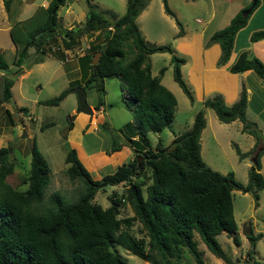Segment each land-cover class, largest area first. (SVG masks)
<instances>
[{
  "label": "trees",
  "instance_id": "1",
  "mask_svg": "<svg viewBox=\"0 0 264 264\" xmlns=\"http://www.w3.org/2000/svg\"><path fill=\"white\" fill-rule=\"evenodd\" d=\"M147 1L125 0L124 12L115 17L108 9H97L87 0L83 21L71 27H59L57 8L65 0H49L45 6L36 5L29 16L10 24L8 34L15 48L12 63L16 68L9 67L0 51V102L10 98L13 80L9 74L20 70L29 48L33 49V62L41 61L44 52L51 48L52 53L61 58V48L78 44L83 34L102 32V39L90 42L89 48L78 57L79 78L69 81L55 96L42 101L55 104L75 86L81 85L84 89L90 86L96 92L92 104L96 110L103 107V78L117 76L126 85L125 105L131 111V119L122 125L120 133L131 146L133 156L118 164L112 172L93 178L75 148L66 146L64 172L71 181L77 180L80 184L77 198L67 202L56 191L50 192L44 200L43 187L48 180L49 165L34 141L30 144L27 171L14 167L10 147L0 145V264H130L111 249L114 243L149 264H179L183 247L192 255L195 264H204L202 251L192 236L193 230L215 256L232 264L216 239L219 232H227L232 241L238 243L231 191H252L256 198L257 190L264 184L259 171L264 145L259 142L260 132L255 121L246 116V88L241 83L237 98L230 104H226L217 92L201 100L204 106L213 109L218 120L238 119L240 129L254 136L247 151L235 148L239 157L247 153L252 157L246 183L235 179L231 170L221 173L203 161L199 136L205 118L201 109L195 111L190 126L174 135L168 144L161 145L158 139L154 146L150 145L145 138L146 132L158 131L170 124L176 99L160 82L159 75L150 72L148 60L151 52L171 51L170 44L148 43L135 22ZM2 2L8 11L10 0ZM161 2L163 10L174 16L167 0ZM258 2L250 0L204 40V46L218 43L220 51L216 64L227 60L235 32L246 23ZM175 21L179 24L178 19ZM180 34L181 27L175 35ZM262 37L264 27L249 35L250 40ZM126 44L132 47L133 54L121 63L126 55ZM97 50L100 54L92 64L91 55ZM246 69L264 77V63L242 50L228 65V70ZM162 72L163 67H160L158 74ZM173 77L192 99V90L180 76L178 64ZM17 108L24 113L27 111L26 106ZM5 112L12 123L7 108ZM45 124L47 122L41 127ZM71 125L70 118L67 128ZM118 148V143L113 142L110 150ZM145 168H149V173L143 176L149 181L143 189V179L136 177L144 174ZM118 183L125 184L124 191H112L106 206L92 200L97 190ZM125 201L133 213L119 216V207ZM135 219L140 222L144 235L137 236L130 230ZM247 237L255 239L252 233Z\"/></svg>",
  "mask_w": 264,
  "mask_h": 264
},
{
  "label": "rangeland",
  "instance_id": "2",
  "mask_svg": "<svg viewBox=\"0 0 264 264\" xmlns=\"http://www.w3.org/2000/svg\"><path fill=\"white\" fill-rule=\"evenodd\" d=\"M88 1L97 9H108L115 17L121 15L125 10V0ZM214 1L168 0L169 8L175 10L174 17L163 10L161 0H148L146 6L135 17L140 33L148 43L170 44L171 51L151 52L148 55V60L150 72L159 75L160 82L173 93L176 99L170 124L158 131H147L145 138L152 146L158 139L161 145L169 143L171 136L186 130L195 111L201 109L207 121V128L200 138V154L203 161L221 173L231 170L235 179L244 184L247 182V168L252 162L251 154L247 153L239 157L235 148L238 147L241 152L247 151L254 142V136L240 129L241 122L238 119L229 122L218 120L212 108L204 106L193 91L192 99H190L173 77L175 68L172 54L176 59L177 57L181 58L177 63L178 70L186 83L188 67L192 61L191 56L183 53L184 51L177 46L175 33L180 27L188 31L204 28L207 39L210 31L219 24L216 21V15L212 20L207 21ZM29 2L10 0L8 11L2 6L0 7V19L6 13L10 18H17L16 16H20V14L18 15L19 10L22 12L27 8H32L38 0ZM233 6L235 5L233 4ZM87 9V0H65L57 8L58 23L62 24L75 19L77 14L83 10L87 14ZM175 18L179 20V24L176 23ZM3 23L0 20V24ZM208 32L210 33L207 35ZM80 38L81 43L83 41L98 42L102 39V32L85 33ZM9 41L7 31L0 30V44L10 43ZM32 51L33 49L29 48L28 55L21 64V71L11 75L13 85L10 98L0 102V145L10 147V156L14 167L27 171L30 160V144L34 141L49 165L48 180L43 187L44 200L50 192L56 191L62 195L65 201L71 202L77 198L80 184L77 180L71 181L64 172L67 165L64 161L66 146L75 148L78 158L93 178H99L105 173L112 172L116 165L130 160L133 156L131 146L120 133L122 125L131 119V111L125 105L126 85L115 75L103 78L105 89L103 107L100 114L94 115V111L90 114L95 118L92 123H89V114L80 112L77 107L75 87L68 90L58 103L42 101L55 96L60 90L67 87V77L63 73L62 64L55 57L46 55L42 61L33 62ZM125 51L126 55L121 63L129 60L133 54L130 45H125ZM4 57L11 65L13 53L5 49ZM160 67H163V72L158 74ZM188 82L190 83V81ZM187 85L192 90L190 84L187 83ZM85 99L88 104L94 103L96 92L93 87L85 88ZM18 106H26L27 111L24 113L18 110ZM5 108L10 112L12 123L9 122ZM75 112H78L76 116ZM246 116L254 119L260 132L259 142L264 145L263 119L258 115L255 116L252 108L248 109ZM70 118L72 125L67 128V121ZM45 122L47 124L41 127V124ZM113 142L118 143V149L110 150ZM259 160V171L264 180V152L260 154ZM148 173L149 168H145L144 174L136 177L139 180L143 179V189L145 183L149 181L143 175ZM124 189L125 184L122 183L107 185L104 189L97 190L92 200L106 206L112 191L120 193ZM231 201L237 225L238 243L235 244L227 232H219L216 234V239L229 256L232 264H264V184L257 190L256 198L252 191L243 192L239 189H232ZM132 213V208L126 201L119 207V216ZM242 227L245 231L249 229L248 235L252 233L255 239H249L242 231ZM130 230L137 236L144 235V230L136 219L133 220ZM192 236L196 240L197 248L202 251L204 264H230L215 256L195 230H193ZM111 249L116 250L130 264H149L117 243H114ZM179 264H195L192 255L184 247Z\"/></svg>",
  "mask_w": 264,
  "mask_h": 264
},
{
  "label": "crops",
  "instance_id": "3",
  "mask_svg": "<svg viewBox=\"0 0 264 264\" xmlns=\"http://www.w3.org/2000/svg\"><path fill=\"white\" fill-rule=\"evenodd\" d=\"M32 1H30L29 3H31ZM249 1L250 0H215L214 4L212 3L211 11L207 21L212 20L214 15H216L217 16L216 21L219 22L216 28H219L225 25L230 19V17L242 6L246 5ZM40 2L41 0H38L35 6L40 5ZM167 4H168V0H167ZM233 4L235 6H233ZM1 6L4 8L2 0H0V7ZM35 6H33L32 8H27L24 11L21 10L22 12H20L19 10L18 15L20 14V16H16L17 18L14 19L10 18L9 15L7 16V13L6 15H2L0 20L3 21L4 23L0 24V30H5L8 33V28L10 24L14 20L22 19L29 16L32 13ZM171 10L175 13V10L173 9ZM85 15L86 14L84 10L80 11L75 19L59 24V26L60 25H61L60 27L74 26L76 23H80L82 19H84ZM263 27H264V0H259L258 4L251 11L249 17L247 18L246 23L235 32L229 56L227 60L221 65H217L215 60L217 55L219 54L218 43L212 42L207 46L203 45V42L206 39L204 34L205 32L203 30L204 28H200L199 30L190 29L189 31L181 28V34L176 35V39H177L176 44L177 46L180 47L182 51H184L183 53L187 55L189 54L191 56L192 61L188 67L189 68V71L187 73L188 79L186 78V80L187 83L190 84L193 93L197 95L198 99L202 100L204 97L217 92L221 94L223 101L226 104H230L237 98L240 84L243 83L247 92L246 113L248 112L249 108H252V112L254 113V115L255 116L258 115L264 121V77L258 76L251 69H246L240 72H231L228 70V65L236 58L238 53L242 50H245L250 55L257 56L264 63V37L256 40L249 39V35L253 30ZM216 28L212 29L210 32H212ZM94 32L96 34L98 30ZM210 32H208L207 35ZM9 42L10 43L7 44H0V51L3 53V56L5 49L10 50L14 54V50H15L14 45L11 40ZM84 43H88V42L83 41V43H81V41H79L78 44L72 47L61 48L63 53V56L61 58L55 56L51 51L53 50V48H51V50H47L44 52L42 60L46 57V55L55 57L62 64L63 73L67 77V83H69V81L79 78L80 76L78 57L81 54L74 53L73 50L78 45H83ZM8 65L13 70L16 68V65H14L13 63L11 65L10 64ZM21 66L22 65H20L19 71H12L9 74V76L11 77V75L19 73L21 71ZM188 81H190V83ZM90 105L92 106V104ZM100 110H102V108H98L96 110L93 109L94 115L97 113L100 114ZM77 114L78 112H75V116ZM94 115L93 116L89 115L88 117L89 123H92L94 121L95 118ZM191 121L192 120H190V124ZM190 124L187 126V128L190 126ZM206 128H207V121L205 119V124L201 129L199 136V146H200V138ZM173 136H171V138ZM171 138L169 139V142ZM199 149L201 153V146L199 147Z\"/></svg>",
  "mask_w": 264,
  "mask_h": 264
},
{
  "label": "water",
  "instance_id": "4",
  "mask_svg": "<svg viewBox=\"0 0 264 264\" xmlns=\"http://www.w3.org/2000/svg\"><path fill=\"white\" fill-rule=\"evenodd\" d=\"M99 54H100V51L97 50V51H95L91 55L90 62L92 64H94L96 62ZM171 57H172V61H173L174 68H176L177 63H178V60L176 59V57H175L174 54H172ZM74 91H75V94H76V100H77V107H78V109L80 111L85 112V113H87V114L90 115L92 113V111H93V108H92V106L90 104H88L86 102V99H85V89L81 85H77V86H75ZM251 159H252V157H251ZM242 231L244 233H246V235H248V233H249V229L247 231H245L243 229V227H242Z\"/></svg>",
  "mask_w": 264,
  "mask_h": 264
},
{
  "label": "built area",
  "instance_id": "5",
  "mask_svg": "<svg viewBox=\"0 0 264 264\" xmlns=\"http://www.w3.org/2000/svg\"><path fill=\"white\" fill-rule=\"evenodd\" d=\"M49 0H41L40 4L45 6ZM89 48V43H84L83 45H78L73 52L77 54L84 53Z\"/></svg>",
  "mask_w": 264,
  "mask_h": 264
}]
</instances>
